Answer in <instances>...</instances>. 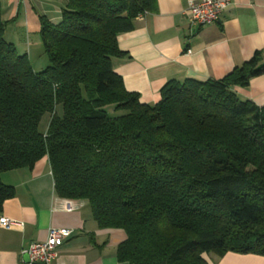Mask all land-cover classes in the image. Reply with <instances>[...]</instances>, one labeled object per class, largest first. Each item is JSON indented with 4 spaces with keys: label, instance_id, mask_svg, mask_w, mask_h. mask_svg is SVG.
<instances>
[{
    "label": "trees",
    "instance_id": "1",
    "mask_svg": "<svg viewBox=\"0 0 264 264\" xmlns=\"http://www.w3.org/2000/svg\"><path fill=\"white\" fill-rule=\"evenodd\" d=\"M156 1L67 0L59 23L39 16L40 71L6 37L0 6V176L47 156L59 197L125 233L120 262L264 256V105L233 90L264 76V59L256 51L220 80H169L157 103L140 102L112 59L118 34ZM12 195L0 177V210Z\"/></svg>",
    "mask_w": 264,
    "mask_h": 264
},
{
    "label": "crops",
    "instance_id": "2",
    "mask_svg": "<svg viewBox=\"0 0 264 264\" xmlns=\"http://www.w3.org/2000/svg\"><path fill=\"white\" fill-rule=\"evenodd\" d=\"M189 1L157 0L156 11L138 15L132 29L117 36L123 55L112 59L113 69L142 103H157L169 80H220L256 51L264 59V0H229L218 21L205 26L190 24L185 13ZM66 2L0 0L6 37L16 49L20 34L40 39L39 16L59 23ZM30 47L28 52L18 51L31 59ZM233 90L242 99L264 105V76L252 77L247 86ZM0 177L13 190L0 217L16 222L10 228L0 226V264H25L22 251L44 241L51 227L71 230L57 246L51 264H129L120 262L116 254L126 238L123 231L99 228L86 200L57 195L47 156L30 169L4 171ZM205 258L209 264H264V256L256 254L210 253Z\"/></svg>",
    "mask_w": 264,
    "mask_h": 264
},
{
    "label": "built area",
    "instance_id": "3",
    "mask_svg": "<svg viewBox=\"0 0 264 264\" xmlns=\"http://www.w3.org/2000/svg\"><path fill=\"white\" fill-rule=\"evenodd\" d=\"M228 4L229 0H190L185 13L190 24L205 26L218 21L221 12ZM14 224H16L14 220L0 217L2 227L10 228ZM70 233L71 230L66 228H49L44 241L33 242L22 251L28 257L25 264H51L57 257V246Z\"/></svg>",
    "mask_w": 264,
    "mask_h": 264
},
{
    "label": "rangeland",
    "instance_id": "4",
    "mask_svg": "<svg viewBox=\"0 0 264 264\" xmlns=\"http://www.w3.org/2000/svg\"><path fill=\"white\" fill-rule=\"evenodd\" d=\"M21 36L23 37L22 34H20V37L18 36V38L20 39V42L18 40V42L16 44L17 50L28 52L29 45H30L31 46L30 47V50H31L30 61L32 63L33 69L35 71H40V70L44 69L45 67H47L49 65V60L47 58V55H45V53L43 52V48H42L41 41H40L39 37L38 36L36 37L34 35H29V36H27V37L25 36V38L23 37V39H21ZM27 41H28V43H26ZM22 43H24L25 46ZM57 111H58V114L61 115L60 107L57 109ZM106 111L111 116L122 115L123 113H125L122 110L115 111L108 106L106 107ZM48 121H49V114L46 113L42 116V118L40 120V124H39V130L40 131L45 132V130L47 128ZM211 255H214V254H211Z\"/></svg>",
    "mask_w": 264,
    "mask_h": 264
},
{
    "label": "water",
    "instance_id": "5",
    "mask_svg": "<svg viewBox=\"0 0 264 264\" xmlns=\"http://www.w3.org/2000/svg\"><path fill=\"white\" fill-rule=\"evenodd\" d=\"M26 256V255H25ZM27 257V256H26ZM28 261V257H27V259H26V262Z\"/></svg>",
    "mask_w": 264,
    "mask_h": 264
}]
</instances>
